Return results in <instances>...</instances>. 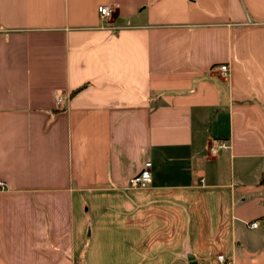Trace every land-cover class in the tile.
<instances>
[{"label": "crops", "instance_id": "1", "mask_svg": "<svg viewBox=\"0 0 264 264\" xmlns=\"http://www.w3.org/2000/svg\"><path fill=\"white\" fill-rule=\"evenodd\" d=\"M0 182V264H264V0H0Z\"/></svg>", "mask_w": 264, "mask_h": 264}, {"label": "built area", "instance_id": "2", "mask_svg": "<svg viewBox=\"0 0 264 264\" xmlns=\"http://www.w3.org/2000/svg\"><path fill=\"white\" fill-rule=\"evenodd\" d=\"M116 7H117V4H115V3L99 4L97 6L98 15L102 19L110 18ZM101 27H105V28H109V29L115 28V26H113L111 24H106V25H103ZM215 69L221 75H225L227 73V65H225V64H220ZM59 101H60V98H57L55 100V103L58 104ZM227 148H228V145L225 143V141L218 140L216 142L213 141L211 144L208 145L207 152L212 155V154H216L218 151H221V150L224 151ZM150 179H151L150 162L146 161V162H144L141 170L137 174L133 175L132 177H130L127 180L126 187L130 188V189L144 188L150 183ZM0 188H3V183H1V182H0ZM247 225L249 227H256L257 222L251 221V222L247 223ZM213 261L215 264H235V262L232 259L226 258L222 254H216L214 256Z\"/></svg>", "mask_w": 264, "mask_h": 264}, {"label": "water", "instance_id": "3", "mask_svg": "<svg viewBox=\"0 0 264 264\" xmlns=\"http://www.w3.org/2000/svg\"><path fill=\"white\" fill-rule=\"evenodd\" d=\"M186 264H196V261L190 254L185 255ZM175 264H181V263H175Z\"/></svg>", "mask_w": 264, "mask_h": 264}]
</instances>
